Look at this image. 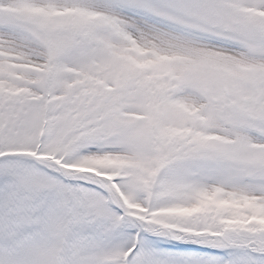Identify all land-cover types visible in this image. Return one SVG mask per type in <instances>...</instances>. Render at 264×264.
Returning <instances> with one entry per match:
<instances>
[{"label": "snow or ice", "instance_id": "1", "mask_svg": "<svg viewBox=\"0 0 264 264\" xmlns=\"http://www.w3.org/2000/svg\"><path fill=\"white\" fill-rule=\"evenodd\" d=\"M0 264H264V0H0Z\"/></svg>", "mask_w": 264, "mask_h": 264}]
</instances>
